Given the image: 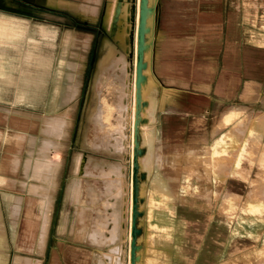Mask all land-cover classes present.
I'll use <instances>...</instances> for the list:
<instances>
[{
	"label": "rangeland",
	"instance_id": "rangeland-1",
	"mask_svg": "<svg viewBox=\"0 0 264 264\" xmlns=\"http://www.w3.org/2000/svg\"><path fill=\"white\" fill-rule=\"evenodd\" d=\"M108 1L100 0L96 14L91 19L78 7L84 3L93 4V0H69L67 4L50 2V0H14L15 6L7 5L4 0H0V15L12 14L24 18L23 22L27 24L28 28L26 29L25 26L22 33V44L29 46L43 44L46 53L55 47V51L58 52L56 61L60 56L61 41L65 34L75 37L74 47L71 45L70 47L78 51L81 41L88 34L90 36V46L85 52L84 68L81 74L82 83L79 97L75 109L70 114L71 122L62 139L63 146L53 149L48 155L52 159L55 158L54 160L58 161L61 166L54 177L45 253L41 257L42 262L40 259L36 264L40 262L49 264L52 248L55 247V250L60 253L58 238L66 236L65 238L69 239L70 229L73 227L76 230L80 224L78 221L80 205L74 197L67 194V187L72 179L81 182L83 192L86 190L87 184L91 185L99 200L107 199V197L112 198V194L119 190L121 193L119 196L122 197V202L118 206L122 216L119 229L121 233L114 240L107 241L104 253L108 256L104 254L102 258H104L105 264H110L109 256L121 257L122 264H140L139 254H136L143 247V241L140 238L144 231L142 220L145 195L142 192L146 186L148 171L158 168L163 158L162 149H158L156 145L161 144L164 149L175 148L185 167H187V151L191 153L192 159L197 160L201 157L200 163L205 165L206 161H212V159L203 157L205 152L202 149L203 146L229 148L237 152V158L243 156V159L240 161V173H236L228 179L227 188L232 192L244 194L252 183V190L257 198L262 199L261 195L264 193V150L255 149L254 145L250 144L251 141L259 139L260 134L264 137V87L259 92L253 93V88L249 85L246 90L247 82L250 79H246L247 66L244 60V51L247 46L264 49V0H150L151 3L149 0H129L133 8L129 52H124V49L116 42L112 30L107 27L104 21V12ZM119 1L124 2L125 0ZM155 9L156 17L153 13ZM151 10H153L152 13ZM142 11L149 12L148 17L150 16V18H147L146 21L148 19L153 21L155 18V30L161 34L163 53L156 61L158 87L162 97L164 94L172 97L169 109L159 111L161 142H153L151 134H149L148 140L143 141L135 122L137 114L134 115L132 109L134 96L131 94L128 122L124 128L125 138L122 144L124 149L122 148L123 150L118 152L113 148V141L108 150L105 149L104 144H98L99 148L97 146H95L96 148L94 146L93 148L83 147L85 105L101 44L107 41L127 57L133 82L139 67L142 69L145 64V52L141 41L142 39L147 40V33L141 29ZM37 37L38 39H36ZM153 38L154 44L155 33H153ZM50 42L53 43L52 46ZM152 60L155 68V45H153ZM212 62L215 66L211 64L209 67L212 69L208 70L207 66ZM54 68L51 86L54 81ZM213 70V73L209 72ZM167 76H170L169 80H166ZM171 77L173 78L171 79ZM188 80H209L213 85L218 82L217 89L220 88V93L214 90L210 92L211 86L207 82L190 87L191 84ZM256 86L258 88L259 81L256 82ZM230 87L236 90V99L235 96L229 97ZM196 90L210 93L203 95ZM202 96L207 99L204 110L198 108L203 104ZM48 113L50 112L47 110L46 115ZM150 124H152L151 131H154V123ZM51 126L53 128L54 124ZM53 132H51L49 141L57 146ZM248 145L251 148L244 149ZM24 146L23 156L25 157L28 144ZM146 153L149 155L144 165L143 157ZM220 153L218 156L221 159ZM75 155L81 158L78 175L71 172ZM141 156L142 158H140ZM204 165L201 167L207 169L208 167ZM214 168L219 177L225 178L222 166L215 165ZM164 172L170 177L178 193L185 195V192L181 193L184 189L181 167L166 164ZM31 180V178L26 179L22 174L21 179L15 178L14 189L27 190L29 194L36 195L31 201L34 205L39 206L44 197L38 194L40 191L31 190L33 187L36 189V184H38L29 183ZM105 182L109 187L108 196L104 190ZM17 199H22V197L12 198L13 201ZM185 208L194 211L186 198L183 197L177 201L178 214H183L189 221L198 222L200 225L189 223L184 225L188 239L192 237V233L196 232L195 227H198L199 233L205 234V237L207 234L215 236L216 221L207 226L203 211L195 212V214L183 213ZM110 209L113 210V206ZM215 210L218 212H216L217 214L231 220L232 212L228 209L223 197L217 202ZM64 216H66V220H64ZM37 220L39 222V218ZM59 226L64 228V232L59 229ZM206 228L208 229L206 230ZM255 228H260L259 221L244 219L235 222L230 231L226 228L221 230L222 237L226 241L224 248L228 242L230 249H233L235 245L237 247L249 243L245 246L248 249L233 252L230 257L232 260L221 264H256L247 255L248 250L251 249L249 247L261 248L264 246L262 239L251 243L253 239L249 237V233H255L257 231ZM66 233L67 235H65ZM107 236L109 235L107 234ZM133 240L135 250L132 253L131 241ZM115 246L119 248L116 254L109 250ZM85 248L93 250L91 246ZM30 249L27 251L36 254V247L30 246ZM257 256L263 258V263L260 264H264V254L257 253ZM105 259L108 261L106 262ZM136 261L138 262L136 263ZM185 263L196 264L190 254H186ZM111 264L116 263L111 262Z\"/></svg>",
	"mask_w": 264,
	"mask_h": 264
},
{
	"label": "bare ground",
	"instance_id": "bare-ground-1",
	"mask_svg": "<svg viewBox=\"0 0 264 264\" xmlns=\"http://www.w3.org/2000/svg\"><path fill=\"white\" fill-rule=\"evenodd\" d=\"M50 2L67 4L69 0H50ZM93 2V4H80L78 7L82 13L88 15L91 19L96 14L100 0H93ZM4 3L15 6L12 0H4ZM132 9L133 8L129 0H125L124 2L119 0H109L104 12V21L106 22L107 27L112 30L116 42L124 49V52H129L131 43L130 29ZM152 11L153 10H151V13ZM148 15L149 12L142 11L141 29L145 30L144 32L147 33H145L147 40L142 39L141 41L145 52V64L142 69L139 67L138 72L134 75L133 82L127 57L107 41H104L101 44L99 54L95 62V68L93 70L94 75L90 83L88 100L85 105L86 116L82 136L83 147L93 148V146L95 147L98 144H104L105 149L108 150L110 148L109 145L113 141V148H115L118 152L121 151L125 138L124 128L128 122V108H130L129 97L131 94L134 96V107L132 109L134 110V115L137 114L135 122L137 123L143 141L148 140L149 134H151L153 142H161L159 111L168 110L170 105L168 106L163 102L164 97L161 96L158 87L159 82L156 74L157 69L154 68L152 60L154 45V20L152 21V19H148L146 21L147 18H150ZM3 31L5 32V30ZM41 31L43 32V30ZM74 39L75 37L73 35L65 34L61 41L62 45L60 49V56L55 64L54 81L49 92V107L47 110L50 113L45 116V127L42 130L40 129L41 131L38 136L31 134L27 135L25 132L15 135V137L21 140L25 139V141H28V148L26 150L27 155L22 161L21 166L22 174L26 177V179H32L29 183H38L36 184V189L33 187L31 190L36 192L37 190L40 191L38 194H41L44 197L43 202L41 200V203L39 204V213H35V217L37 219L39 218L36 252L40 255L43 254L44 249L46 248L45 245L49 232L54 177L57 170L61 166L58 161L54 160L55 158L52 159L48 155L53 151V149L63 146L62 139L65 137L66 128L71 122L70 114L75 109L77 98L79 97L85 52L90 46L89 34L81 41L79 51L70 47V45L74 47ZM52 44L53 43L50 42L51 46ZM26 60L31 64L33 56L29 54ZM42 60L45 67V74L47 75L50 72L52 54L45 53ZM169 77L170 76H167L166 80H169ZM150 123H154L155 129L152 126L154 131H151L152 124ZM51 124H54L53 128ZM51 132L54 134L53 137L55 138V142H57V146L53 145L49 141ZM156 147L158 149H162L163 158L158 168L155 170H149L147 173L146 186L142 192L145 195V199L143 201L145 209L142 220L144 231L140 238L141 241H143V247L136 255L139 254L138 260L140 264H186V254L194 253L193 250L191 248L181 246V240L178 238H176V240L174 239L175 237L172 234L170 225H165L164 222L166 219L172 220L173 218H176L179 222L180 214L177 212V201L181 200L183 197L186 198L189 204L193 201L199 205H208L209 201L204 197V192L207 189L215 192L218 191L222 182H210L199 165L185 167L175 148L164 149L161 144L156 145ZM19 148L20 147H18V151ZM148 155L149 153H146L143 157L144 165L146 164ZM140 158H142V156ZM242 159L243 158H241V160ZM241 160L239 159L237 162V165L232 171L233 174L240 173ZM7 161L10 163L8 168L11 171L16 172L19 165V157L14 154L10 159H7ZM166 164H170L173 167H181L183 173L182 186L184 188L181 193L185 192V195H180L178 193L174 184L171 182L170 177L165 174L164 168ZM80 168L81 158L75 155L71 172L77 174ZM89 173L91 172L89 171ZM192 176L198 180L194 187H192L190 183V178ZM14 183L15 177L11 179L13 187ZM107 185V182H105L104 190L108 196L109 187ZM252 185L253 184L251 183L247 190L248 195L243 199L241 204L242 212L244 214L242 213L243 215L240 216L243 217L246 215L248 219H256L259 221L260 228H255L257 229L255 233L250 232L249 237L253 239V242L251 243H254L258 239H262L264 245V198L262 200L255 196L254 190H252ZM142 186L144 185L142 184ZM226 189L229 191L227 186ZM249 192H253L254 195ZM67 194L68 196L74 197L80 205L78 217L80 224L77 226L76 230L73 229V227L70 229L71 233H69V239L65 238L66 236L58 238L60 253L55 250V247H53L49 264H105L103 260L104 258L102 257L105 254L104 249L107 241L114 240L121 233L119 229L122 216L120 214V210L118 209L119 204L122 202V197L119 196L121 193L117 190L116 193L112 194V198H108L106 196L107 199L104 198L99 200L93 192L91 185L87 184L86 190L83 192L81 182L79 180L76 181L75 179H72L71 183H69L67 187ZM228 200L229 201L225 202L227 206L236 207L239 205L234 198H230ZM13 202L14 208L11 218L12 225L14 226L20 215L19 212L22 199H17ZM112 206L113 210L110 209ZM154 218L159 219L161 224L157 225L153 221ZM64 220H66V216H64ZM59 229H62V232H64V228H61V226H59ZM178 231L180 232V230ZM107 234L109 236H107ZM65 235H67V233ZM178 235L180 236V234ZM167 241H175L176 245L173 247H167L165 245ZM134 243V240L131 241L132 253L135 250L133 245ZM248 244L249 243L242 244L237 247L235 245L233 249H230L228 248L230 245L228 242V245L223 251L215 250V253L213 252L214 254L211 256H209V247L203 246L200 249V253L203 256H201V260L199 262L195 263L221 264L229 262L232 260L230 257L233 252H241L248 249V247H245ZM86 246H91L94 251L86 249ZM240 247L242 249L236 250V248ZM249 248L251 249L248 250L247 255L250 256L251 261L256 264L263 263V258L258 257L257 253L264 254V246H261V248L257 246ZM27 250H31L30 247H28ZM109 250L116 254L119 251V248L118 246H115ZM242 259L244 260V258ZM39 260L40 259L33 258L28 255L16 256L12 264H36ZM109 261L115 262L116 264H122L121 257L119 258L118 256L115 258L109 256ZM137 262L138 261H136V263Z\"/></svg>",
	"mask_w": 264,
	"mask_h": 264
},
{
	"label": "crops",
	"instance_id": "crops-1",
	"mask_svg": "<svg viewBox=\"0 0 264 264\" xmlns=\"http://www.w3.org/2000/svg\"><path fill=\"white\" fill-rule=\"evenodd\" d=\"M12 1L14 3V0ZM154 15L156 17V9L154 11ZM23 20L24 18L19 15H0V264H12L16 256L23 255L41 259V257L45 253L44 251L43 254L40 255L37 252L36 254H34L27 251V248L30 246L37 247L36 240H38V220L35 215L39 213V206L37 204L34 205L33 201H31V199L36 197V195L29 194L27 190L25 191L14 189L11 184V179L13 177L17 178L18 180L21 179L22 174L20 167L22 165L23 159L25 158L23 156V150L25 149L24 145L28 144L27 140H21L15 137V135L25 132V134L27 135L31 134L38 136L39 132L45 127V115L49 107L51 78L53 75L54 64L57 58L56 53L58 52L55 51V47L52 51H47V53L52 54V62L50 72L46 75L44 63L42 60L46 53L44 45L42 44L29 46L28 44H22V33L24 32L25 26L26 29L28 28L27 24H25ZM155 28L156 26L154 18V30ZM3 30H5V32ZM154 33L156 55L155 69H157L156 61L163 53V45L161 43V34L156 30L154 31ZM25 36H27L26 33ZM36 39H38V37ZM244 53L245 65L247 66L246 79H250V81L247 82L246 90L247 87L251 85L253 88V93L259 92L260 89L264 87V49L254 46H247ZM29 54L33 56V61L31 62V64L26 60ZM211 64L215 66L214 62L209 63V65L207 66L208 70H210L211 67L209 66ZM214 70L212 72H209L213 73ZM172 78L173 77H171V79ZM188 81L191 84L190 87H193V85L200 84L202 82H207L211 86L210 92L211 90H214L215 92L220 93V88L217 89V86H219L217 85L218 82L213 85V83L209 80ZM257 81H259L258 88L256 86ZM205 86L206 85L204 84V87ZM197 92L202 93L203 95H207L210 93L200 91ZM229 92V97L235 96L236 99V90L230 87ZM202 97L203 104L199 105L198 108L204 110L207 99L205 96ZM163 102L169 106L172 103V97L164 94ZM250 144L254 145L255 149L264 150L263 135L260 134V138L255 141H251ZM18 147H20L19 151ZM245 148L247 149L251 147L250 145H248V147L246 146L244 147V149ZM202 149L205 150L203 157H209L212 159V161H206L204 165L200 163V160L202 159L201 157H199L197 160L192 159L191 153L187 151V166L199 165L210 182L220 181L222 182V185L216 192L209 189L204 192V197L209 201L208 205H199L191 201L189 205L193 207L194 211H190L188 208H185L183 209V213L195 214V212L203 211L207 220V226L213 221H216L217 223L215 236H210L209 234H207V236L205 237V234L199 233V228L195 227L194 230L197 234L192 233V237L188 239L184 230V225L186 223L196 226L200 225L198 222L189 221L188 219H186V217L183 216V214H180L179 222L176 218H173L172 220L166 219L164 222L165 225H170L172 234L175 237L174 239L176 240V238H178L181 240V246L188 247L193 250L194 253L189 254L190 256H192V259H194V262H199L201 260L200 258L203 255L200 253V249L203 246L209 247V256L213 255L215 253V250L223 251L224 243L226 241L222 237L223 233L221 230L223 228H226L230 231V228H232V225L236 221L248 219L246 215L243 216L244 219L242 216H240L244 214L242 212L241 204L243 202V199L248 195V192L246 191L244 194H241L232 192L230 190L228 191L226 189L228 179L235 175L232 172L233 169L237 165L239 159L241 160L243 156L241 155V158H237V152H234L226 147L203 146ZM219 152H221V159L218 156ZM14 154L19 157V165L16 172H13L8 168L10 163L7 161V159H10ZM203 165L207 166L208 168L204 169L203 167H201ZM215 165H220L223 167L225 171L223 177L225 178H221L217 175V171L214 168ZM197 182L198 180L194 176L190 178L192 187H194ZM249 193L253 194V192ZM17 196L22 197V202L19 212L20 217L17 223L13 226L11 214L14 208V202L12 198ZM222 197L225 199V202L229 201L228 199L230 198H234L239 203V205L236 207L227 206L228 209H230L232 212L231 220H228L220 214H217L218 212L215 210L217 202ZM261 198H264V193H262ZM153 221L157 225L161 224V221L159 219L154 218ZM207 229L208 228H206V230ZM178 230H180V232ZM178 234H180V236ZM165 245L167 247H173L176 245V243L175 241H167ZM41 262L38 264H41Z\"/></svg>",
	"mask_w": 264,
	"mask_h": 264
}]
</instances>
